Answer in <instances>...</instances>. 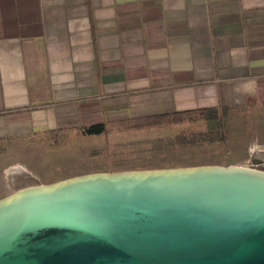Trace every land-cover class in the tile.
<instances>
[{"label": "crops", "instance_id": "crops-1", "mask_svg": "<svg viewBox=\"0 0 264 264\" xmlns=\"http://www.w3.org/2000/svg\"><path fill=\"white\" fill-rule=\"evenodd\" d=\"M255 105L264 0H0V140Z\"/></svg>", "mask_w": 264, "mask_h": 264}, {"label": "water", "instance_id": "water-1", "mask_svg": "<svg viewBox=\"0 0 264 264\" xmlns=\"http://www.w3.org/2000/svg\"><path fill=\"white\" fill-rule=\"evenodd\" d=\"M0 264H264V171L90 173L0 199Z\"/></svg>", "mask_w": 264, "mask_h": 264}, {"label": "rangeland", "instance_id": "rangeland-1", "mask_svg": "<svg viewBox=\"0 0 264 264\" xmlns=\"http://www.w3.org/2000/svg\"><path fill=\"white\" fill-rule=\"evenodd\" d=\"M151 132L138 143L110 131L91 137L83 129L0 140V199L90 173L206 165L264 171V106L224 107L208 122Z\"/></svg>", "mask_w": 264, "mask_h": 264}, {"label": "trees", "instance_id": "trees-1", "mask_svg": "<svg viewBox=\"0 0 264 264\" xmlns=\"http://www.w3.org/2000/svg\"><path fill=\"white\" fill-rule=\"evenodd\" d=\"M215 118V112L213 110H193V111H183L171 114L155 115L141 117L137 119L121 120L114 122L112 124L100 123L91 125L83 129L85 135H100L107 132L109 129H116L120 131H129L134 129H145L152 127H160L173 124H181L193 121H203L208 122Z\"/></svg>", "mask_w": 264, "mask_h": 264}]
</instances>
